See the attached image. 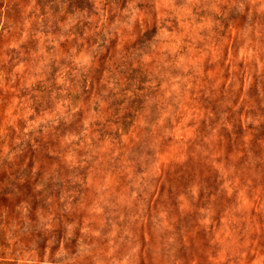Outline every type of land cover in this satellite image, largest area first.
<instances>
[{"label": "rangeland", "instance_id": "1", "mask_svg": "<svg viewBox=\"0 0 264 264\" xmlns=\"http://www.w3.org/2000/svg\"><path fill=\"white\" fill-rule=\"evenodd\" d=\"M157 260L264 264V0H0V264Z\"/></svg>", "mask_w": 264, "mask_h": 264}, {"label": "trees", "instance_id": "2", "mask_svg": "<svg viewBox=\"0 0 264 264\" xmlns=\"http://www.w3.org/2000/svg\"><path fill=\"white\" fill-rule=\"evenodd\" d=\"M24 149H25V145H24V142L22 141L21 143H19L16 146V148H12V150H10L6 154V157L4 159V163H6V164H12L13 160H15V158H17V156H19V154H21V152L24 151ZM153 264H167V263L164 262L163 260H157V262H153Z\"/></svg>", "mask_w": 264, "mask_h": 264}, {"label": "clouds", "instance_id": "3", "mask_svg": "<svg viewBox=\"0 0 264 264\" xmlns=\"http://www.w3.org/2000/svg\"><path fill=\"white\" fill-rule=\"evenodd\" d=\"M57 256L62 258V256H61V254H60V253H58V254H57Z\"/></svg>", "mask_w": 264, "mask_h": 264}]
</instances>
